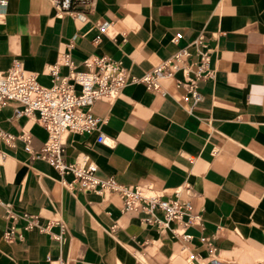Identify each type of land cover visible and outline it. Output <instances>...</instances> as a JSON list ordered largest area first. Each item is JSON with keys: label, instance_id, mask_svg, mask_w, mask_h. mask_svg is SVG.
Masks as SVG:
<instances>
[{"label": "crops", "instance_id": "1", "mask_svg": "<svg viewBox=\"0 0 264 264\" xmlns=\"http://www.w3.org/2000/svg\"><path fill=\"white\" fill-rule=\"evenodd\" d=\"M56 2L6 0L0 74L19 61L50 86V66L69 52L78 70L107 56L141 77L199 38L211 50L200 102L183 100L182 72L160 79L164 93L129 79L118 98L95 102L98 129L69 133L65 151L67 162H92L125 186L168 197L188 187L202 218L184 240L177 222L160 228L125 210L119 193L67 186L72 173L35 156L46 129L7 100L0 134L15 138H0V264H264V0H93L75 3L77 16ZM198 48L190 45L193 62Z\"/></svg>", "mask_w": 264, "mask_h": 264}, {"label": "built area", "instance_id": "2", "mask_svg": "<svg viewBox=\"0 0 264 264\" xmlns=\"http://www.w3.org/2000/svg\"><path fill=\"white\" fill-rule=\"evenodd\" d=\"M79 2L91 5L93 0H57L56 6L61 12L77 16L80 12L75 10L73 5ZM6 5V0H0V15H4ZM99 28L104 30L105 26L100 25ZM181 37L182 34H176L174 42ZM203 44L202 38H199L190 45L198 48ZM190 45L162 60L141 77L132 76L131 78L120 61L107 56L85 61L87 67L95 64V70H78L68 52L63 54L57 63L50 66V74L53 78L50 86L40 84L35 74L26 71L21 62L16 61L10 70L0 74V109L5 101L15 100L19 103L16 109L17 115L34 117L46 129L47 140L35 156L46 160L61 174L72 173L74 181L65 182L67 186L73 188L75 185L98 193H119L123 198L125 210L144 212L145 220L160 228H166L172 222H177L180 226L179 233L184 240H188L190 235L186 234L185 230L193 223L200 222L202 218L200 213L195 212L192 202L184 196L190 194L188 187L175 188L172 196L168 197L155 190L125 186L113 177H99L98 166L92 162L86 160L67 162L65 151L66 136L69 133H92L98 129L101 118L93 112L95 102L99 99L118 98L129 79L132 82L143 83L150 90L164 93L160 79L174 77L176 73L182 72V78L176 79V82L178 86L186 90L183 100L192 104L200 102L203 95L198 88L199 81L203 78H212L214 75L210 66L211 50L198 48L199 60L193 62ZM62 65L69 69L66 75L60 73ZM195 65L196 68H194ZM0 138L13 144L15 137L10 133H1ZM22 138L27 141L25 148L32 151L29 145L30 137L23 134ZM99 140H105L102 133ZM59 225L62 232L55 237L62 240L65 224L60 222ZM47 228L48 226L42 230ZM202 240L206 241L205 238ZM194 258L195 255L192 254L190 259ZM52 264H66V262L60 259L53 261Z\"/></svg>", "mask_w": 264, "mask_h": 264}]
</instances>
